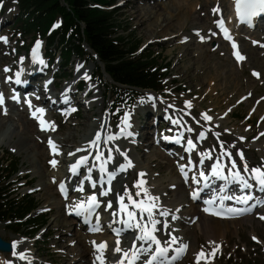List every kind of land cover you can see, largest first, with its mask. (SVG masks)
Instances as JSON below:
<instances>
[{
  "label": "rangeland",
  "instance_id": "rangeland-1",
  "mask_svg": "<svg viewBox=\"0 0 264 264\" xmlns=\"http://www.w3.org/2000/svg\"><path fill=\"white\" fill-rule=\"evenodd\" d=\"M109 1L111 5L106 7V9L113 14V19L116 22V26H118V34L126 38L128 44L136 45L134 49L135 55H152L156 59V63L162 65L161 71L165 73L163 82L165 86L164 91L158 93L150 90L142 91V97L136 103L132 106L128 104L129 102L126 103L128 104L127 108L125 103L120 100L117 101L118 104H122L123 106L125 104V109L121 112L123 115L117 118V116L115 117L108 110L115 98L114 88H110L112 81L107 75L100 73L99 67L102 64L95 58L89 48H85L84 57H72L70 63L64 68V71L61 68L62 66H60L62 60L56 57L51 70L46 77H42L41 81L55 78L53 81L57 86L59 84V86L57 89H53V93H61L64 86L68 83L77 82V85L80 84L82 77L77 78L75 73L77 63L81 61L83 63L84 61L85 66L92 64V74L93 76L96 74V76H94L93 80L84 84L82 91L79 94L77 93L76 97L83 94L87 90V87L91 85L95 89L90 93L89 98L94 95L95 90L100 91L104 99V108L100 112L97 105L92 106L90 109L81 106L75 119L63 122L55 118L56 112L53 113L50 110L48 118L55 126V130H49V132L51 131V136H67V129L71 128L70 124L82 123L86 117L87 122L90 124L99 119V117L105 120L109 117L108 134L114 138V142L120 147V151L127 154L128 139L117 137V133H120V126L123 124L124 116L127 113H131L138 103L147 102L150 99V95H152L164 104L159 109L161 113L159 118H164L165 120L157 121L151 129H148L151 127L154 118L147 117L145 118L147 125L142 130L141 128L137 130L140 137V140L137 139L140 145L135 147L137 154L131 150L129 151L132 155H136L140 162H148L151 155L150 147L152 151L162 152L159 145L155 144V133L160 136L167 130L173 129L168 127V121L177 122L181 118V112L179 113L175 110L176 112L174 113L168 106L172 108L176 106V109L185 111L190 115L193 118L192 121L189 118L190 122H194L196 125L195 133L183 136L185 142L189 139L194 142V134L199 135L205 129L209 137H217L221 141L214 142L213 150L210 151V154H219L222 151L221 143L223 142L233 148L234 152L238 155L242 152L245 157L244 164L247 162L250 169L252 167L264 166V155L261 156L260 148L253 145L255 143H257L256 145H264V135H261L264 133V49L261 47L264 43V22L260 23L263 30L262 28L255 29L252 30L253 33L239 31L241 39L237 38V41L243 49L245 60L241 63H235L230 55L229 43L218 39L214 26L217 19L222 18L228 20V22L232 20L233 15L229 0H181L183 9L180 11L176 9L173 12L174 19L169 23L163 22L168 24L164 28L161 19L167 17L170 11L165 10L163 2L169 0H133L131 3H125L126 0ZM176 1L180 2V0ZM214 9H219V11L214 12ZM136 10H139L145 16V21L141 22L142 25L133 19V13ZM17 15L18 8L14 1H5L0 4V38H6L7 41L5 42L3 39H0L1 84L9 77H13L16 72L15 70H18L15 66L17 61L22 56H31L39 42L36 41L37 39L33 41L31 36H21L17 32L16 28L19 24H14ZM160 23L161 26L159 27ZM149 33H151V37L147 38ZM179 35H192L193 39L190 42H185L178 38ZM39 45L42 53L45 52L43 43L39 42ZM248 49L249 52L247 51ZM38 60L43 61L40 57ZM11 65H13L11 71L5 73V68ZM53 73L54 77H52ZM254 73L258 75H254ZM62 76L70 77L60 79ZM22 83L24 82H20L18 85H23ZM6 87L8 91L9 88L8 86ZM57 98L55 97L56 100ZM187 102H190L191 107L186 106ZM166 109H168V112H163ZM0 112H2L1 109ZM4 112L8 114L7 111ZM204 115L211 117V120H205L203 118ZM7 117L0 114L1 125L11 119L13 125L26 135V142L29 144L37 143L36 135H33L32 131L39 129V127L31 119L29 126L26 125L25 121L29 120L27 111L23 113V118L20 117V111L18 110L13 111L9 115L10 119ZM141 121L143 123L144 120L141 119ZM141 121L138 120L139 123ZM181 129L177 128L174 130L181 132ZM190 129L192 128L190 127ZM148 130L149 134L147 133ZM235 131H238L244 137L238 143L234 139L236 137ZM76 136L77 142L80 136ZM158 138H161L162 141L165 140V137ZM14 139V141H7L5 144L0 145V164L2 163L3 165V162L8 164L10 161H13V163L17 164L18 169L14 177L8 181V183L10 182L8 189L13 195H17L18 200L26 201L29 198L35 203V208L28 215L29 220L40 221L41 218H45L46 222L35 235H30V229L17 230L16 226L11 227L10 223H0V237L12 245L17 240L24 239L27 245L22 246L20 251L34 254V257L36 256L37 259L44 260L45 264H60L62 259L58 258V254H56V251L60 248H58L59 246L55 241L52 242V238L57 235V232L48 231L50 223L57 216L56 210H59V208L56 207L59 204L63 205L65 203L57 195L55 182L51 183L49 187L47 186V174L51 172V158L49 154H53L48 148L47 142L43 139L38 138L42 142V147H44L43 151H45L43 159L36 158L31 152L20 150V145L14 146L18 138L15 137ZM18 144L20 143L18 142ZM75 144L73 143V145ZM178 153L181 152L178 151ZM170 154L167 153L166 155L171 157ZM226 154L228 156V153ZM171 158L174 162L182 163L177 165H187L189 163L186 161V158L184 160ZM192 158L194 159L193 163L198 159L197 157ZM226 158H223L224 162H227ZM46 162L48 164L47 169L44 166ZM6 164L3 166H6ZM111 164L117 168V165L123 164V161L116 155ZM156 164L157 161L154 160L151 165L158 171ZM92 165L94 166L96 163L92 162ZM179 170L177 168L176 174H173V178L176 180L179 179ZM156 171L155 174H157ZM33 172L37 173L34 174ZM40 175H43V179L46 181V185L44 186L46 189L42 188V186H36L41 179ZM122 177L128 179V182L124 185L125 189H128L132 194L140 192L138 187H136L139 181L137 171H130L127 174H123ZM187 181L185 180L184 183L186 184ZM117 187L118 182H116L115 177L111 191L117 189ZM188 193L187 189L183 191L184 196H187ZM70 195H73L72 191ZM70 195L69 197H71ZM47 199L55 204L53 206L54 209L45 213L40 212V207ZM193 205L203 215L200 204L194 203ZM65 209L60 210L61 214H59L62 215L61 218H65L70 223V227L69 233L65 236L67 242L63 243L67 246L70 244V249L77 250L79 249L76 248L77 245L81 247L82 243L78 242L76 246H73L75 238L78 237L86 241L89 235L86 231L82 232L79 230L81 228L78 222L72 218L65 217V213L68 212ZM262 215H264V206L251 214L236 219V221L218 219L215 221V219H209L213 226L216 225L215 227L219 229L221 235L220 246L213 256V264H264V220L260 219ZM73 221L75 223H72ZM106 233L108 232L106 231ZM195 233L199 249L207 248L204 236L196 230ZM27 236L31 237V239ZM253 237L256 239H253ZM37 251L38 253L36 254ZM4 255L6 257L4 264H11L14 259V252ZM87 260L93 262L92 254L87 255V258L82 261H77L73 264H88ZM174 264H194V262L191 258L182 257Z\"/></svg>",
  "mask_w": 264,
  "mask_h": 264
},
{
  "label": "bare ground",
  "instance_id": "bare-ground-1",
  "mask_svg": "<svg viewBox=\"0 0 264 264\" xmlns=\"http://www.w3.org/2000/svg\"><path fill=\"white\" fill-rule=\"evenodd\" d=\"M132 1L133 0H126L125 3H131ZM230 4L232 6V3ZM163 6L165 7V10L170 11V13L168 12L167 17L161 19L162 20L161 23L164 24L163 25L164 28L168 24L167 23L165 24L163 22L169 23L172 19H174L175 16H173V12H175L176 9L179 11L182 10L183 4L181 3V0L180 2L176 0H169L166 2L164 1ZM144 18L145 16L141 14L139 10L134 11L133 19L137 21V23H141L145 21ZM161 23L159 24V27L161 26ZM227 23L228 25H230L231 23H233V20H231L230 22H228L227 20ZM140 25H142V23ZM236 33L239 32L236 31ZM163 35L165 36V34ZM150 37H151V33H149V36L147 38ZM178 38L185 42H190L192 41L193 36L179 35ZM237 38H239L238 34L234 35L233 38L229 39L228 41H230V43L237 42L238 40ZM247 51L249 52V49ZM41 55H42V49L39 47V49L36 50L35 53L33 51V54H31V56L27 57L25 55L20 57V59L17 61V64L15 65L16 69L18 70H15L16 72L13 75V77L11 76L7 80H5V82L4 81L2 82L7 85L11 84L10 88L12 90L14 89L15 91L14 94H11L12 98L13 96L18 97L16 101H13L12 98L6 100L4 106L8 107V111H7L8 114L7 113L5 114L4 111L0 112V114H2L3 116H8L7 117L8 119H10L9 115L16 110L20 111V117L23 118V113L25 111H27L28 114L30 115L32 114L33 111H35V109L42 108V107H37V105H43L45 101L46 102L44 103V105L50 104V107H53L56 104L54 102H50L47 98H45L46 93L41 94L44 91L42 85L41 87L35 85V81L38 80L39 76L41 75V74H37V72L40 70L42 71L45 70L44 64L38 60ZM12 67L13 65L8 67V69H10L11 71ZM92 67H93L92 64L89 66H85L84 63L82 62L77 63L75 66V73L77 78L82 77V79L85 80L88 79L89 81L93 80L95 77L92 74ZM8 72L9 71L5 73ZM17 79H19L20 82H24L22 83L23 85L26 86L24 90L21 87L22 85L19 86L18 83L16 82ZM45 83H47L45 85L49 87V92L51 94H59V93H53V89L55 90L58 87L53 80L46 81ZM76 84L77 82L66 84L62 89L63 94L60 96L69 95L73 100H76L78 103L82 104V106H85L88 109L94 105H97L99 107V111L102 112L104 108V99L102 97L101 92L95 90L96 92L94 93V95L91 98H89L90 93L95 89L94 87L89 85L87 87V90H85L83 94H80L79 97L78 96L76 97L74 94ZM3 85L0 84L1 89H3ZM27 91L31 93L37 92L38 95L41 94L45 99L41 101L43 99L41 97L39 99H37L36 97H29L31 95H26L29 94L27 93ZM55 96L57 97V95ZM149 98L150 99L147 102L138 103L134 107L131 113L125 114L124 122L121 126L124 128V133L122 132L121 134L128 135V130H132L133 133H136L137 126H139V128H144L147 125V121L145 119L147 117H155L156 119L160 117L161 113L159 109L163 107L164 104L161 103L158 99H156L152 95H150ZM28 101L31 102L32 105L31 109L29 108ZM170 110L175 111V109L172 108H170ZM165 111L168 112V109H166ZM180 112H181V118L178 120L179 123L168 121V127H171L173 129L182 128L181 132H177V134L180 137L184 136L185 134L195 133L194 131L196 130V125L194 124V122L193 123L190 122L191 119L189 120V115L186 114L185 111L180 110ZM139 113H142L143 116L142 119H144L143 123L142 121L140 123L138 122L137 115ZM148 114L151 116H147ZM43 119L49 121V118L46 115V113L43 114ZM109 121H110L109 117H107L106 120L102 119V117H99V119L95 120L93 123L90 124L87 122V117H86L85 121H83L82 123L70 124L71 128L67 129L68 133L67 136L65 137L51 136L50 134L51 131L50 132L42 131L40 127L39 129L32 131L33 135L35 134L36 135L35 138L37 139L36 141L37 143H33V144L31 143L29 144L28 142L25 141L26 135L20 132V129L18 127H15L13 125L12 123L13 121H11V119L10 121L8 120L7 123H3L2 125L0 124V145L5 144L7 141H14L15 140L14 138L16 137L18 138V140L15 141L14 146L20 145L21 146L20 150L24 152H31L38 159H41L45 152L43 151L44 147H42L41 144L42 142H40L38 138L45 140L47 142L49 149H50L48 143L49 139L53 140L59 146V152H60L59 155L53 156L54 154L50 150L53 155L49 154V157L51 158V161L52 160L57 161V164L55 165V167L52 166L51 164V172L47 174V182H48L47 186L49 187L51 183L55 182L56 191L58 192V186L64 183L70 186V192L72 191L73 193L71 197L68 196V198L65 200V203L63 205L59 204V206L56 207L59 208V210H56L57 216L50 223L48 228V231L57 232V235H55L52 238V242L55 241L59 246L58 248H60L59 250L56 251V254H58V258L62 259V262L60 264H73L77 261H82L83 259L87 258V255L89 254H92L93 259L97 258L98 256H102L104 260V264H117V262H119L122 259V253H118L115 251L117 247H120L123 250H129L131 249V246L134 241L136 244V250L148 247V245H145L143 241H140L139 239H137V237L144 234L143 226L147 223L146 213H144L145 219L143 220L140 219L141 216L140 208L146 207L147 204L151 202L149 199L150 197H159L158 200L154 201V203L156 204V214L154 218L160 221V223L155 225L157 231L154 234L156 235V237L161 239L162 241L170 240L171 236L177 237L178 241H182L184 244H187V250L183 253V255H181L175 261L179 260L182 257H188L193 260L194 264H197V254L200 253L201 251H204L205 253H209L213 249H215L217 245L220 246L221 235L219 233V229L215 227L216 225L213 226L209 221V219L212 218L200 214V212L198 211L199 209L197 210L195 208L193 204L197 199L195 200L193 199V196H189V195L184 196L183 191L187 189L188 192L198 193L200 205L202 206L204 212H205V208L210 207V205H212L214 202L219 204H224L225 206L230 208L244 207V205H240V203L236 202L235 199L236 197H240L242 193H247L245 196L249 195L250 193H254L260 195L261 198L264 195V190H261V187L257 183V181L251 178V173L244 172L243 169H244L245 157L244 160H241L240 155L234 152L233 148H231L229 145H226L223 142L221 143L222 151L219 154L217 155L210 154V151L213 150L214 142L215 141L221 142V141L217 137L216 138H213V136L209 137L205 129L203 132L204 138L202 139L200 138V134L199 135L194 134L195 140L193 144H195V148L191 149L192 153L190 155L192 157H197L198 158L197 161L193 164L191 163L190 167L189 166L185 167V165H177L174 161L171 160L172 158L170 156L166 155L168 153L169 147L166 146L165 140L162 141L161 138H157V144L162 146L165 152H155L152 151V148L150 147L151 155L149 156V160L147 163L140 162L137 156L132 155L129 151L131 150L132 152H135L137 154V151L135 149V147L139 143L137 140L136 143L130 140L129 145L127 147V151H128L127 154L121 152L117 147V145L114 143V138L108 139V137H112L111 135L108 134ZM25 122L26 125L29 126L30 119L26 120ZM190 127L192 128V131H188ZM227 130L229 131V129ZM235 132H236V137L234 139L236 140V143H238L244 137L241 136L238 133V131ZM97 133H100V137H101L98 147L90 146V141H93L96 138ZM76 135L80 136V139L77 142H76V137H77ZM166 136L168 135H165L164 137ZM135 137L137 139H140L139 134L135 135ZM18 142L20 144H18ZM73 143L76 144L73 145ZM256 144L257 143L253 145L260 148L259 151H261L262 153L261 156H263L264 145L262 144L256 145ZM187 145L188 144H186V148H189ZM78 149H82V150L77 151ZM14 150L17 151L16 148H14ZM70 153L72 155H70ZM226 153H228V156ZM109 154L111 159H109ZM98 155L100 156L99 159H97ZM116 155L119 156L120 159L123 161L122 165H127L128 161L130 160L133 166L126 167L125 170L120 172L116 167H114L111 164ZM85 157L87 158L86 161L82 159ZM224 157H227L226 158L227 162H224L223 159ZM154 160L157 161L156 165L158 166V171H156L154 169V166L151 165L153 164ZM233 160L236 162L237 165L236 169L231 168V163ZM77 161H81L80 166L78 167V169H80V171L82 172L81 176L90 178L93 176V173H96L98 175L104 173L107 177L109 173L115 172L116 175L114 176V181L116 177V182H118L117 189L113 191H111V189L110 190L107 189L108 190L107 195H100L102 190L96 191L95 187L88 185L87 182L80 183L79 180H81V178L80 177L77 178L73 176L72 173L73 171L71 169V165L76 164ZM163 161L165 162L163 163ZM217 161H219L218 164ZM92 162L95 163L100 162L102 166L101 167L93 166ZM44 166L45 168L46 167L48 168L47 162L44 164ZM213 166H216L217 171L220 172L221 175L226 176L227 178L221 179L215 175H212L211 169ZM181 167H183L186 170L184 172L187 173L188 181L186 184L184 183V181L186 180L185 175L182 174L181 171L179 172L180 173L178 177L179 179L176 180L175 178H173L174 177L173 174L174 173L176 174V169L179 168L181 170ZM237 169H239L241 176H243L244 179L247 180L248 183L252 185L251 188H246L243 189V191H241L242 182L234 175ZM133 170L137 171L139 174L138 183L140 181L146 182L143 184L142 187L143 189L147 190V196L145 195L144 191L139 187L138 189L140 191V195L136 196L135 194H132V198L134 200L144 201V204L140 205V208H136L133 205H131L127 195H125L126 192L128 193H132V192L124 188V185L128 182V179L126 177H122V174L123 173L127 174L128 172ZM155 171L157 172V174H155ZM201 171L205 173L206 177H209L208 184L210 186H208L207 189L204 188V184H202L200 175L197 179V181H199L198 183L193 181V177H197ZM142 172L144 173L143 177L140 176V173ZM33 173L35 174L37 172H33ZM40 178L43 181L40 179V181L36 186L38 187L42 186L43 188L46 185V181H44L43 175H40ZM235 185L237 186L235 187ZM81 187L83 190L82 191L78 190ZM44 189L46 188L44 187ZM103 191H105V189ZM95 192H97L98 194L96 200L99 201L100 206L92 216V224L90 225V227H87V230L85 229L84 231H86L88 235H89L88 231H90L91 233H95L96 235L91 234L88 237V240L86 241H83L78 237H76L75 244H73V246H76L78 242L82 243V245L81 247L77 245L76 248H79L77 250L72 248L70 249L69 248L70 244H68L67 246L63 243V242H67L65 236L67 233H69L70 223H68L65 220V218H61L62 215H60L61 214L60 210L62 211L63 208H66L65 210L70 213V214L68 213L69 215H71V213L74 212L73 210H75L77 205L83 203L84 208H82V211L80 212L81 214L89 215L88 204L86 200L92 193ZM122 195L124 196L123 205H127V210L134 211L136 213V217L135 218L129 217V221L127 223L123 221V214L126 212V210L123 208L120 202V196ZM225 196H231L233 198L222 199ZM258 201L260 200L252 202L251 205L253 204L257 205ZM109 202H111L112 205L110 208L107 206ZM205 203L208 205L205 206ZM54 205L55 204L52 201L47 199L40 207V212L45 213L51 211L52 209H54L53 208ZM165 210L168 211V215L166 216L159 215V212ZM173 216H175L176 218L173 219ZM230 221H234V220H230ZM72 223H75V221H73ZM138 224L140 225V227H137ZM112 225L123 229L121 230L122 234L118 238L111 235L110 233L111 228H109L108 233H106L108 227H111ZM164 225H167V227H164ZM80 228L83 229L82 227ZM97 228L99 229V231L95 230ZM195 230L198 231L202 236H204L206 241L205 244L207 248L205 247L199 249V247L197 246ZM149 231L151 232V225H149ZM127 233H130L129 234L130 237L124 236L127 235ZM24 241H25L24 239L17 240L15 247L13 246L14 259L11 264H45L46 262L44 260L37 259V257L36 256L34 257V254L30 252L25 253V251H23L26 259L22 260L19 258L18 254L22 252L20 251V248L24 245H27L26 242ZM118 241L119 244L117 243ZM101 244H106V248L97 251V246ZM180 246H181L180 243H177L171 245L170 248L176 249L179 248ZM152 247L155 248V245H152ZM37 253L38 251L36 252V254ZM174 255L175 252L171 250L168 252V256L171 257ZM129 256H131V252H129ZM147 258L148 257L142 256L136 262V264H143L144 260H146ZM213 258L214 257H211L207 262L203 258H201L200 264H213L214 262ZM5 259H6L5 255L0 253V264H4ZM126 260L127 259H125L124 262ZM87 263L97 264L96 262H91L88 260Z\"/></svg>",
  "mask_w": 264,
  "mask_h": 264
},
{
  "label": "trees",
  "instance_id": "trees-1",
  "mask_svg": "<svg viewBox=\"0 0 264 264\" xmlns=\"http://www.w3.org/2000/svg\"><path fill=\"white\" fill-rule=\"evenodd\" d=\"M14 1L18 15L14 24L21 36L43 40L47 56L52 62L62 60V70L72 57L85 56V48L102 64L100 73L112 81L114 96L124 103L137 98L142 91H164L165 73L152 55H135V44L118 34L113 14L106 9L109 0H0ZM68 76H65V78ZM6 163L3 162V165ZM0 164V223H10L17 230H31L35 234L46 222L26 218L35 208L27 198L20 201L8 189V181L17 173L13 161Z\"/></svg>",
  "mask_w": 264,
  "mask_h": 264
},
{
  "label": "snow or ice",
  "instance_id": "snow-or-ice-1",
  "mask_svg": "<svg viewBox=\"0 0 264 264\" xmlns=\"http://www.w3.org/2000/svg\"><path fill=\"white\" fill-rule=\"evenodd\" d=\"M214 12L219 11V9H214ZM236 11H237V15L238 17L241 18L242 21L249 19L251 16H254L256 14H258L259 12H264V0H236ZM219 26L223 29V21H218ZM223 31L225 32V38L226 39H231L230 35L227 32V29H223ZM3 39L5 42L6 38H0ZM40 47L39 42L36 45V48L34 49V53L36 52V50H38ZM234 49L237 47L235 44H233ZM236 56L238 60H243L244 57L239 55V52H236ZM41 63H43V61H41ZM10 71V69L5 68V72ZM19 75V74H17ZM254 75H258L256 73H254ZM17 83H20L19 79H17L16 81ZM13 99H18V97H13ZM4 104V97L3 94L0 93V106H3ZM29 104V108L31 109L32 105L31 102L28 101ZM187 107H191L190 102H187L186 104ZM72 111H75V109H72ZM45 110L43 108H37L35 109V111L32 112V116L33 118L37 119L41 126H42V130H55V126L54 124H52L49 121H46L43 119V114H44ZM6 114V113H5ZM39 114V115H38ZM203 118L205 120H211V117H208L207 115H204ZM176 123H179L178 121ZM188 131H192V129H188ZM261 135H264V133H262ZM100 133L96 134V138L93 141H90V146H97L99 144L100 141ZM113 137H108V139H112ZM200 138H204V133H200ZM49 143V147L50 150L52 151V153L54 155H59V146L51 139H49L48 141ZM187 144L189 146V149H194L195 148V144H193V141L191 139H189L187 141ZM82 149H78L77 151H81ZM86 150V149H83ZM70 155H72L70 153ZM240 155V159L244 160V155L243 153H239ZM100 156H97V159H99ZM211 158V157H208ZM83 160L86 161V157L82 158ZM109 159H111V157L109 156ZM202 162V161H201ZM50 163L52 164V166L55 167V165L57 164V161L52 160L50 161ZM81 161H77L76 164L71 165V169L73 171V173H76V170L78 169V167L80 166ZM189 163H191V160L189 161ZM219 163V161H217V164ZM132 162L129 160L127 165H121L120 166V170H125L126 167H132ZM231 168L232 169H236L237 165L236 162L233 160L231 163ZM244 172L251 173V178L255 179L257 181V183L260 185L261 190H264V166L261 167H252L251 169H249V165L247 164V162H245L244 164ZM181 172L182 174L185 175V179L187 181V173L184 172V168L181 167ZM212 175L217 176L218 178L221 179H226V176L221 175L220 172L217 171V167L213 166L211 169ZM116 175L115 172L109 173L108 174V179H107V183L110 184L111 179L114 178V176ZM200 178L201 179H207V177L205 176V173L203 171H201L199 173ZM234 175L242 182V188L241 191H243V189L246 188H251L252 185L248 183L247 180L244 179L243 176H241L239 169L236 170V172L234 173ZM140 176L143 177L144 173H140ZM193 181L198 183L199 181L196 180V177H193ZM146 183L145 181H140L136 187L141 188L145 195L147 196V190L143 189V184ZM93 187H95V183H93L92 185ZM60 189L62 194L66 196V189L64 187L63 184L60 185ZM78 190H83L82 187ZM110 190V189H108ZM102 191L100 193V195H107V191ZM125 195H127L128 200L130 202L131 205H133L136 208H140V205L144 204V201H136L132 198V193H128L126 192ZM136 196L140 195V192L135 193ZM193 199L198 198V193L193 192L192 194ZM233 197L231 196H225L222 199H232ZM150 203L147 204L146 207L140 208L141 211V216L140 219L143 220L145 219L144 213L147 214V223L143 226V235H140L137 237V239H139L140 241H143V243L145 245H148V247L146 248H141L139 250H136V244L135 241L133 242L131 249L129 250H123L120 247H117L115 249L116 252L118 253H122V259L117 262V264H124V260L127 259V264H136V262L143 256V257H148L146 260H144L143 264H173V261H175L176 259H178L181 255H183V253L187 250V244H184L182 241H178L177 237L175 236H171L170 240L167 241H162L161 239L157 238L156 235L154 234L157 229L155 228V225L160 223L159 220L155 219V214H156V204L154 203L155 200H158L159 197H150ZM236 202L238 203H243V204H247L249 200H252L253 197L252 196H247L244 198L241 197H236ZM123 201H124V196H120V202L123 206V208L126 210V214L128 217L130 218H135L136 217V213L134 211H130L127 210V205H123ZM257 203H260L262 205H264V201H258ZM88 212L89 215H91V213H93L95 211L96 208L99 207V201L96 200L95 195L89 197L88 201ZM109 208L112 206L111 202L108 203L107 205ZM256 205L253 204L248 208H244V209H234V208H228L227 209V213H230L231 216H239L242 215L246 212H250L252 207H255ZM77 208H84V204L81 203L79 205H77ZM205 211H208V209H205ZM78 215L80 214L79 212L77 213ZM214 215H222V213H211ZM159 215H168V211H162L159 212ZM231 216H228L226 218H231ZM176 217L173 216V219H175ZM260 219L264 220V215L260 216ZM149 225H151V232L149 231ZM137 227H140V225L138 224ZM164 227H167V225H164ZM97 231H99V229H95ZM170 235V233H169ZM253 239H256L255 237H253ZM95 243V242H94ZM119 244V241L117 242ZM180 243V247L176 248V249H171L170 246L173 244H177ZM215 243V242H212ZM16 242H14L13 246L15 247ZM152 245H155V248L152 247ZM106 248V244H101L99 246H97V251H100L101 249ZM219 246L217 245L215 249H213L211 252L209 253H205L204 251H201L200 253L197 254V264H200V259L203 258L206 262L215 255V252L218 250ZM173 251L175 252L174 256H168V252L169 251ZM129 252H131V256H129ZM150 254V255H149ZM19 258L24 260L26 259L25 254L23 252H20L19 254ZM97 259L100 261V264H104V260L102 258V256H98Z\"/></svg>",
  "mask_w": 264,
  "mask_h": 264
},
{
  "label": "water",
  "instance_id": "water-1",
  "mask_svg": "<svg viewBox=\"0 0 264 264\" xmlns=\"http://www.w3.org/2000/svg\"><path fill=\"white\" fill-rule=\"evenodd\" d=\"M12 251V246L7 241L3 240L0 237V252L1 253H10Z\"/></svg>",
  "mask_w": 264,
  "mask_h": 264
}]
</instances>
